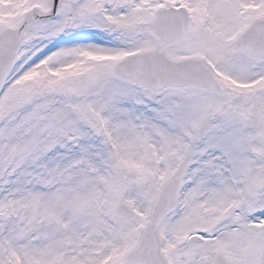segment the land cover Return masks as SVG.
<instances>
[{
  "label": "snow or ice",
  "instance_id": "6c2138e0",
  "mask_svg": "<svg viewBox=\"0 0 264 264\" xmlns=\"http://www.w3.org/2000/svg\"><path fill=\"white\" fill-rule=\"evenodd\" d=\"M0 264H264V0H0Z\"/></svg>",
  "mask_w": 264,
  "mask_h": 264
}]
</instances>
